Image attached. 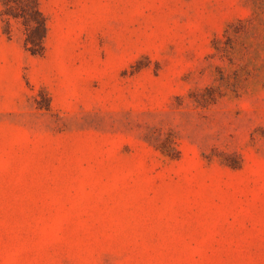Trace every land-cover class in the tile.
Instances as JSON below:
<instances>
[{"label": "rangeland", "instance_id": "1", "mask_svg": "<svg viewBox=\"0 0 264 264\" xmlns=\"http://www.w3.org/2000/svg\"><path fill=\"white\" fill-rule=\"evenodd\" d=\"M40 10L41 57L0 20V264H264V0Z\"/></svg>", "mask_w": 264, "mask_h": 264}, {"label": "trees", "instance_id": "2", "mask_svg": "<svg viewBox=\"0 0 264 264\" xmlns=\"http://www.w3.org/2000/svg\"><path fill=\"white\" fill-rule=\"evenodd\" d=\"M41 0H0V20L3 24V33L8 39L12 37V25L19 26L22 34V46L24 50L34 57H41L44 54V41L47 35L46 19L40 10ZM241 25V22L238 24ZM234 25L229 26L223 34V41L215 39L213 46L218 51L220 47H229V42L237 34ZM233 34H232V33ZM226 54V50H225ZM230 82L227 77L221 75L219 84L215 88H207L196 98L197 103L209 104L215 98L221 97L223 90H231L236 93L239 82L237 76ZM175 143L170 139H165L159 147L163 156L170 160L176 159Z\"/></svg>", "mask_w": 264, "mask_h": 264}]
</instances>
